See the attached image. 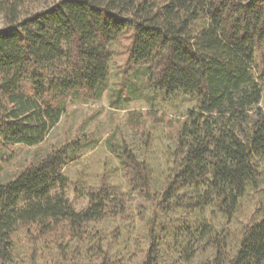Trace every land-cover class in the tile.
<instances>
[{
    "label": "trees",
    "instance_id": "trees-1",
    "mask_svg": "<svg viewBox=\"0 0 264 264\" xmlns=\"http://www.w3.org/2000/svg\"><path fill=\"white\" fill-rule=\"evenodd\" d=\"M28 1L0 0V146H37L70 99L97 100L110 78L113 46L128 38L126 74L145 69L149 90L196 102L176 134L156 207L211 209L231 220L263 172L264 0H55L35 10ZM82 146L53 150L0 185V264H14L21 230L35 244L36 264V244L45 237L81 240L87 227L125 216L126 193L106 180L89 190L82 211L54 193L69 187L64 169ZM119 157L130 191L152 200L148 165L127 148ZM149 229L139 264H190L203 242L214 253L205 264H264V214L242 229L235 246L209 222L187 228L186 246L170 261L155 225ZM96 243L87 248L95 259L81 264H124ZM67 249H60L64 260Z\"/></svg>",
    "mask_w": 264,
    "mask_h": 264
},
{
    "label": "rangeland",
    "instance_id": "rangeland-1",
    "mask_svg": "<svg viewBox=\"0 0 264 264\" xmlns=\"http://www.w3.org/2000/svg\"><path fill=\"white\" fill-rule=\"evenodd\" d=\"M55 0H29L31 10L41 9ZM0 16V28L3 27ZM130 40L125 38L115 44V56L111 63L110 78L97 100L70 99L66 112L46 139L34 147L0 146V185L5 184L46 154L66 144L82 142L75 160L64 169L70 185L54 193H64L77 211L89 205L86 194L97 190L103 180L126 193L125 216L110 218L87 227L83 239H75L64 233L48 236L36 244V264H81L92 262L95 256L87 252L96 242L104 245L111 258L124 264H139L149 244V226L155 225L164 260L176 259L187 244L189 236L185 230L195 229L209 222L218 235L227 238L235 246L241 231L262 219L264 214V165L256 189H250L241 200L231 220L213 214L211 209L191 210L159 206L167 174L172 165L171 154L175 148L176 134L187 114L196 102L184 95L167 96L160 91L149 90L146 71L141 69L126 74V49ZM261 107L264 109V94ZM129 149L146 163L153 172L155 187L152 200L130 191L123 175L119 154ZM188 196L190 192L186 193ZM171 203V201H170ZM88 237L90 239H88ZM86 239V240H85ZM204 252H198L190 264H205L213 257V250L202 243ZM68 247L67 259L60 253ZM35 244L21 230L15 235L14 264H32ZM65 261V262H64Z\"/></svg>",
    "mask_w": 264,
    "mask_h": 264
}]
</instances>
